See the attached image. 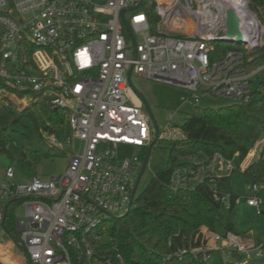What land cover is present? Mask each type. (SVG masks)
<instances>
[{
  "label": "built area",
  "instance_id": "obj_1",
  "mask_svg": "<svg viewBox=\"0 0 264 264\" xmlns=\"http://www.w3.org/2000/svg\"><path fill=\"white\" fill-rule=\"evenodd\" d=\"M138 2L0 0V80L62 111L71 136L83 142L59 177L17 183L8 166L0 179L1 223L7 201L24 202V217L15 224L25 264H111V256L95 254L90 238L98 237L94 232L104 218L128 211L143 161L137 155L120 158L118 149L146 148L154 138L185 139L171 123L152 130L128 76L182 86L193 92L195 105L204 96L245 103L252 97L251 79L264 70V64L252 70L246 64L263 47L264 6L252 9L248 0H141L130 10ZM226 10L237 15L241 40L224 34ZM219 45L228 47L222 55ZM43 132L49 146L62 149L54 133ZM63 138L70 142V136ZM257 146L238 163L240 171L252 163ZM187 160L171 170L170 190L207 184L223 209L244 206L264 215V173L244 192L219 191L215 184L234 171V159L214 151ZM199 231L205 251L233 252L240 256L234 264H264V240L252 230ZM113 259L123 264L119 254Z\"/></svg>",
  "mask_w": 264,
  "mask_h": 264
},
{
  "label": "trees",
  "instance_id": "obj_2",
  "mask_svg": "<svg viewBox=\"0 0 264 264\" xmlns=\"http://www.w3.org/2000/svg\"><path fill=\"white\" fill-rule=\"evenodd\" d=\"M248 2L252 9L264 6V0ZM227 48L219 45L220 54ZM259 52L264 55V46ZM4 90L18 98L25 96L24 92L12 89L0 80V92ZM252 94L255 97L245 103L236 102L218 108L196 105L195 111L184 119L180 128L185 139L163 141L168 146L166 166L154 168L149 182L138 195L135 194L128 211L123 216L114 217L111 225H107L104 218L103 228L94 232L98 237L90 238L97 256H111V264H120L113 259L117 254L122 257L123 264H234L240 258L233 252L205 251L199 230L205 226L221 234L226 231L243 234L245 231H241L238 225L240 214L246 207L223 209L207 184L176 191L170 190L167 184L174 167L188 163L190 156L200 158L214 151H219L227 159H234L236 165L229 176L217 180L215 185L219 191L239 192L232 185L233 173L246 183L262 181V154L243 171L237 168L255 142L264 136V118L259 117L260 110L264 109V76ZM5 99H0V153L22 168L34 169L41 152L19 143L15 135L24 136L29 131L42 130L63 138L69 132L64 113L50 108L45 100H36L18 110L11 102L5 103ZM17 201L20 200L5 203L2 221L3 229L15 242L18 234L13 232L10 215ZM178 250L184 252L178 255ZM204 256H207L206 260H203Z\"/></svg>",
  "mask_w": 264,
  "mask_h": 264
},
{
  "label": "rangeland",
  "instance_id": "obj_3",
  "mask_svg": "<svg viewBox=\"0 0 264 264\" xmlns=\"http://www.w3.org/2000/svg\"><path fill=\"white\" fill-rule=\"evenodd\" d=\"M127 33H125V36ZM264 46V39H263ZM264 63L262 57L258 58L253 64H250L247 69L251 70ZM259 77L264 76V70L259 73ZM132 83L134 87L141 92V94L146 98L151 113L153 115L157 130L161 131L168 123L173 124L175 130H180L184 119L191 114L196 109V105L192 102L193 92L187 90L186 88L174 84H168L160 81H155L143 77H139L135 74L131 75ZM259 79V78H258ZM256 78L251 79L250 87L255 92L259 85V80ZM262 80V79H261ZM258 82V83H257ZM0 99L6 98L5 103L11 102L15 105V108L21 110L31 103L34 102V98L28 96H23L18 98L15 94L9 93L6 90L0 92ZM255 94H252V97ZM255 97V96H254ZM191 100L190 102L187 100ZM236 103L232 98L227 97H214V96H204L200 97L198 106L205 108H218L221 106H227ZM145 110V108L143 109ZM259 117L264 118V109L259 112ZM152 130L153 125L151 124ZM70 136V142L67 143L64 138H58L62 144V149H57L51 147L46 142V134L41 131H29L24 136L16 134V140L34 150L41 152L39 161L37 162L34 169L22 168L15 162H10L6 155L0 153V179H4L5 171L8 166L13 169L14 180L17 183H22L30 180L32 177H37L40 180H47L52 177L61 176L66 169L67 159L74 153H79L82 150L83 142L77 138ZM65 137V136H64ZM264 136L260 137L255 143L258 144L256 148V158L261 154L264 157V144L261 140ZM146 148H134L120 147L118 149V157L120 158H131L133 155H137L140 159H143ZM252 154V152H251ZM168 159V146L167 142L156 141L154 146L150 151V156L147 165L140 177L135 194L138 195L149 182L152 177L154 168L165 167ZM232 185L234 190L239 192L246 191L245 187L247 183L243 181L237 173H233ZM0 214H1V204H0ZM25 214L24 202L17 201L14 204V208L11 211V218L13 220V232L17 233L16 230V219H21ZM118 213L116 216H120ZM114 217H106L107 225H111ZM241 231L252 230L254 238H259L264 240V215L257 216L252 213L251 209L245 208L240 214V221L238 225ZM12 238L6 235V231L3 229V225L0 221V243L12 242ZM12 252L16 255L22 251L17 245H12ZM230 257H226L229 259ZM0 261L3 264H20L18 261H13L11 256L8 254L5 247L0 245Z\"/></svg>",
  "mask_w": 264,
  "mask_h": 264
},
{
  "label": "water",
  "instance_id": "obj_4",
  "mask_svg": "<svg viewBox=\"0 0 264 264\" xmlns=\"http://www.w3.org/2000/svg\"><path fill=\"white\" fill-rule=\"evenodd\" d=\"M141 3V0H139L138 4L131 7L130 10H133L135 8H137V6ZM120 17H121V20L123 21L124 23V26L128 32V34L130 35V37L132 38V32H131V29L128 25V22L124 16V11H121L120 12ZM224 34L226 36H229V37H237L238 40H241L242 38V34H241V31H240V28H239V19L237 17V15L231 11V10H226L225 11V30H224ZM130 71H131V68L129 69V72L128 74H130ZM128 82L129 84L135 89L138 97L141 99V101L143 102V105H144V108H145V111L148 113V115L150 116V119H151V123L153 125V130L154 132H157V128H156V124H155V121H154V118H153V115L151 113V110H150V107H149V104L146 100V98L141 94V92H139L133 85L132 83V80L130 78V76H128ZM156 139L154 138L153 141L151 142V144L147 147L146 149V152H145V155L143 157V161H142V167H141V170H140V173L138 175V178L136 180V183H135V186L132 190V194H131V200L129 202V205L132 204V201H133V198H134V195H135V192H136V189H137V186H138V183H139V180H140V177L147 165V162H148V159H149V156H150V151H151V146L155 143ZM5 208L6 206H4L3 208V217H4V214H5Z\"/></svg>",
  "mask_w": 264,
  "mask_h": 264
},
{
  "label": "crops",
  "instance_id": "obj_5",
  "mask_svg": "<svg viewBox=\"0 0 264 264\" xmlns=\"http://www.w3.org/2000/svg\"><path fill=\"white\" fill-rule=\"evenodd\" d=\"M255 54H256V57L254 58V60L252 61V62H249V63H246L247 64V67L250 65V64H253L258 58H260V57H262L263 58V60H264V55H262V53L261 52H259V51H257V52H255ZM264 64V63H263ZM262 65V64H261ZM252 70V69H251ZM254 78H256V79H258L259 80V84H260V82H261V79H262V77H259L258 75H255V77ZM258 83V82H257ZM259 86V85H258ZM257 89V88H256ZM254 91V90H253ZM253 155H255L254 156V159H255V157H256V151H255V154L252 152V156ZM2 208V207H1ZM2 210V209H1ZM6 235H7V233H6ZM0 245H2L3 247H5V249L7 250V252H8V254L11 256V259L13 260V261H18L20 264H25V258H24V255H23V250L19 253V254H15L14 252H12V245H17L16 244V242L15 241H13L12 240V242L11 243H8V242H3L2 244L0 243ZM18 246V245H17ZM0 263H2L1 261H0ZM3 264V263H2Z\"/></svg>",
  "mask_w": 264,
  "mask_h": 264
}]
</instances>
